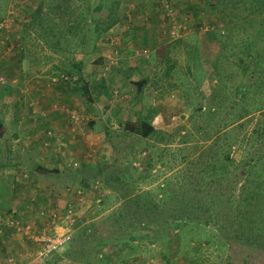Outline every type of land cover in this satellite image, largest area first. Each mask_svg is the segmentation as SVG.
<instances>
[{
    "label": "rangeland",
    "instance_id": "obj_1",
    "mask_svg": "<svg viewBox=\"0 0 264 264\" xmlns=\"http://www.w3.org/2000/svg\"><path fill=\"white\" fill-rule=\"evenodd\" d=\"M211 1L0 0V171L8 169L0 187H6L4 176H14L22 203L31 209L0 211V237L23 235L27 252L36 253L1 264H223L230 252L239 253L228 248L229 240L236 245V222L225 230L182 222L176 227L156 217L183 209L181 203L167 197L159 204L166 212L149 211L150 217L140 203L146 192L153 201L169 191L227 194L233 186L237 194L242 160L255 158L261 148L247 145L255 138L250 131L264 123V0H219L216 8ZM98 4L103 11L92 10ZM108 8L116 22L93 34L103 27ZM93 13L102 20L96 26ZM145 26L161 31L167 46L151 53L154 59L145 58L152 78L123 93L119 70L133 62L137 68L140 51L128 47L131 52L123 53L119 34ZM110 30L117 32L109 36ZM13 59L14 80L5 70ZM112 79L117 87L108 85ZM43 84L39 97L27 98L26 92ZM145 119L156 132L125 135L126 122ZM224 144L229 160L218 156L225 162L216 175L225 176L212 186L206 162L221 164L212 156ZM44 157L48 165L63 167L44 172ZM116 177L127 184H114ZM50 186L62 189L57 213L42 209L48 202L40 205L51 196L34 195ZM226 210L222 202L212 212L221 219ZM42 231L71 237L41 257L35 237ZM125 233L149 238L126 243L120 239ZM5 248L1 242L0 251ZM5 254L12 255L9 245Z\"/></svg>",
    "mask_w": 264,
    "mask_h": 264
},
{
    "label": "trees",
    "instance_id": "obj_2",
    "mask_svg": "<svg viewBox=\"0 0 264 264\" xmlns=\"http://www.w3.org/2000/svg\"><path fill=\"white\" fill-rule=\"evenodd\" d=\"M219 0H212V7H217ZM248 3H245L247 5ZM244 5V6H245ZM93 11H103V7L101 4L95 5L92 9ZM109 8L107 9V13L101 19L103 22V27H99L98 30H92L93 34L95 32H105V30L109 29L115 22L116 16L110 12ZM84 18V17H83ZM99 19L98 15L92 14L91 22L96 26L100 24L102 20ZM89 35V34H88ZM82 38H84L82 36ZM166 48L164 44L160 47V51ZM144 81H139L136 84L140 86ZM245 86L242 88L239 87L237 89L238 96L237 98L241 99L245 94ZM240 124L233 126V128L239 127ZM125 135H139L140 137L146 138L151 133L156 132V128L152 125L149 120H141L139 123L126 122L124 125ZM5 127L3 123L0 121V136L4 133ZM227 133V131H225ZM255 135V138L251 144L246 145L250 148L254 147L257 143L260 144V147L256 153L258 156L255 158L249 157V159L244 158L242 160V165L244 169H241V173L244 174L243 181L240 184V191L235 194L231 190L228 191L227 194L223 192H215L209 193L208 191L203 192V194H198L197 192H191L189 194L179 193L177 191H169L165 192L164 198L153 201L149 197L148 192L145 195H140L141 197V210L145 216L150 217L151 215L147 214L149 211L155 215L156 211L166 212V209L160 208L159 204L164 203L165 198L173 199L175 202H179L183 205V209L181 206L172 207L167 210V217L159 216L156 217V220H164L162 224H170L172 223L176 227H180V222L184 224H194L196 226H207L212 225L216 226L220 229L225 230V225L229 223L236 222L238 224V228L235 229L233 239H236V245L231 240H229L228 248L230 251L239 250V253L233 254L229 253V256L224 260L223 264H264V123L260 126L254 127L250 133L249 137ZM248 137V138H249ZM248 141V139H247ZM256 142V144H254ZM226 144L222 145L219 150L215 151L214 157L212 160H219V155L224 156ZM225 159L229 160L228 156H224ZM220 161V160H219ZM221 164L217 161H209L206 162L207 169L211 171L210 177H208L207 181H210L212 186L219 184L220 181L223 180V176L216 175L217 170L222 169L224 167L220 165H224L223 159L220 161ZM231 162V161H230ZM47 171L45 169H42ZM226 178V177H225ZM114 184H127L124 181H121L119 177L112 179ZM201 180V179H200ZM109 181V179H107ZM206 181V182H207ZM131 183H134L132 180ZM204 182V184L206 183ZM112 185V184H111ZM113 186V185H112ZM211 185L209 187L212 188ZM217 191V190H216ZM225 197V201L221 198ZM134 202H139L137 195L134 197ZM227 203V210L224 218L219 219L216 216V213L212 212L213 205L221 206V203ZM152 203L153 209L150 208V204ZM217 203V204H216ZM227 216V217H225ZM229 222H226V221ZM179 223V224H178ZM155 235L153 239L157 238V229H155ZM143 237L149 238L147 235H136L133 233H125V235L120 238L124 240L126 243H130V240L133 238ZM243 242V243H239ZM227 243V242H226ZM246 246L253 247V250L246 251Z\"/></svg>",
    "mask_w": 264,
    "mask_h": 264
},
{
    "label": "crops",
    "instance_id": "obj_3",
    "mask_svg": "<svg viewBox=\"0 0 264 264\" xmlns=\"http://www.w3.org/2000/svg\"><path fill=\"white\" fill-rule=\"evenodd\" d=\"M149 25V23H148ZM117 31L114 30H110L109 33H107L109 36H111V34H116ZM120 35V36H119ZM118 36L120 38H118L120 47H121V51L123 53H129L131 52V50L129 48H136L138 49V51H140V55H139V60H138V67L136 68L134 66L135 62H133L132 64L127 63L124 66H122V68L119 70V74L120 78H122V82H124V87L120 88L119 90L124 91L123 93H126L127 90L134 92L132 85L139 81H148V79L152 78V70H150L149 66L146 65L145 63V58L149 57L150 59H154L151 55V53H155L157 52L160 47H162L164 44H162V42H166L163 41V38H161L162 36V32L161 31H155L152 27L149 26H145V28L142 27H133L131 30H123V34H119ZM127 38H129V40H127ZM157 40H162L160 43H157V45L155 44L157 42ZM136 44L134 46V44ZM166 45V44H165ZM119 46V45H118ZM167 46V45H166ZM119 47V48H120ZM129 47V48H128ZM129 49V51H127ZM133 50V49H132ZM5 64V63H4ZM16 66H15V60H10L8 61L7 64H5V70L8 74V77L10 79L15 78V70ZM18 69V68H17ZM116 74V73H114ZM14 80V79H13ZM41 78H39V81L41 82ZM146 81V82H147ZM110 83H108V85L110 84V86L117 87L115 84V81L112 79L111 81H109ZM38 83V82H37ZM113 84V85H112ZM138 86V85H137ZM44 88V84L42 85V87L40 88L38 86V88L36 87V89L32 88V91L26 92L27 98L31 99L32 97H39L40 94H42V90ZM108 90H110V88H108ZM136 91V90H135ZM126 96V95H125ZM55 125H59V124H55ZM153 125V124H152ZM154 126V125H153ZM57 129H59V127H57ZM44 134V133H43ZM42 138H47L45 135H42ZM53 139H55V137H52ZM55 143V142H54ZM56 146V145H54ZM53 155V154H52ZM54 155H56V153H54ZM43 167V169L47 170L48 174H50V171L52 170H57V167H63L62 164L61 165H57V164H53V165H48V163L46 162V158L44 157V161H40V163ZM7 170L6 171H0V184H4L1 180L2 176L7 174ZM3 172V174H2ZM9 172V171H8ZM45 172V171H44ZM14 175V173H13ZM6 179H4V181H6V187H0V211L1 212H7V211H13V210H18L19 212H27L31 209H28V202L26 203H22V201H24L23 199L25 198L24 196H22V194H20L19 190L20 187H16L15 186V177H8L4 176ZM8 179V181H7ZM43 188V187H42ZM26 189V188H23ZM38 191H36V193H34L35 196H37L39 198V196L42 195H46L47 196H51L53 199L52 201H49V198H44L41 200L40 205H46V203L48 202V206H43L42 209H55L54 212L57 213L56 210V205H60L61 204V196H62V189L55 186V187H46L43 189H37ZM23 198V199H22ZM19 199H22L19 202ZM46 202V203H45ZM45 203V204H44ZM53 212V211H52ZM65 215V214H64ZM52 219V218H51ZM47 220V224L50 225L48 218H46ZM51 222H53V219L51 220ZM28 226V223H26ZM27 226H25L24 228H26ZM22 233L26 232V230L22 229L21 231ZM19 236V235H18ZM14 237V240L17 241V244H21L20 250L18 251L17 249H13V245H14V240L11 241L10 236L8 235L6 237V241L4 237H0V243L3 242L5 244V250L0 251V260L3 261L4 260H12L14 257L17 260H25L27 259V257L29 255H35V251L34 254L30 251L27 252L29 250V247H25L24 245L28 244L27 239L23 237V235L16 237L14 235H12V239ZM17 238V239H16ZM10 243V244H7ZM26 243V244H25ZM8 245L9 248L11 249V254L14 255H6V249L8 250ZM12 250H14L12 252ZM21 263V262H20ZM1 264V263H0Z\"/></svg>",
    "mask_w": 264,
    "mask_h": 264
},
{
    "label": "built area",
    "instance_id": "obj_4",
    "mask_svg": "<svg viewBox=\"0 0 264 264\" xmlns=\"http://www.w3.org/2000/svg\"><path fill=\"white\" fill-rule=\"evenodd\" d=\"M64 217L68 224H73V220L70 218L69 212H66ZM70 237V233H66L65 235H63L49 231L40 232L37 237H35L36 242L39 243L37 251L38 256L47 257L51 255L62 245L66 244Z\"/></svg>",
    "mask_w": 264,
    "mask_h": 264
}]
</instances>
